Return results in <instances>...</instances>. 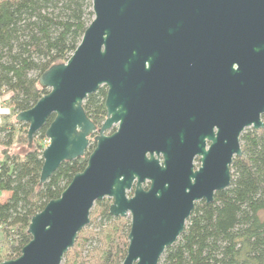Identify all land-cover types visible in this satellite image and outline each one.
Listing matches in <instances>:
<instances>
[{"label": "water", "instance_id": "obj_1", "mask_svg": "<svg viewBox=\"0 0 264 264\" xmlns=\"http://www.w3.org/2000/svg\"><path fill=\"white\" fill-rule=\"evenodd\" d=\"M91 4L79 43L39 75L47 91L15 120L28 123L31 146L53 115L40 182L83 155L91 134L95 145L60 195L31 216L20 254L0 264H61L104 197L111 215L130 217L120 264H157L194 203L229 185L241 133L264 126V0ZM102 85L106 115L96 126L82 103Z\"/></svg>", "mask_w": 264, "mask_h": 264}, {"label": "trees", "instance_id": "obj_2", "mask_svg": "<svg viewBox=\"0 0 264 264\" xmlns=\"http://www.w3.org/2000/svg\"><path fill=\"white\" fill-rule=\"evenodd\" d=\"M91 6V0H0V102L7 107L0 122L4 153L0 158V261L20 254L30 239L31 216L60 195L74 173L84 168L95 145L92 141L83 155L62 161L40 182L50 115L27 150L9 152L14 142L28 145V123L15 120V114L30 108L47 91L39 86V75L70 56L93 17ZM106 90L105 85L99 86L82 103L96 126L106 115ZM240 147L241 154L230 166L229 185L215 191L211 201L194 203L182 232L157 264H264V126L245 128ZM110 203L111 198L104 197L93 204L101 218L99 253L93 264H120L126 253L130 219L111 215ZM68 253L69 249L64 261Z\"/></svg>", "mask_w": 264, "mask_h": 264}, {"label": "rangeland", "instance_id": "obj_3", "mask_svg": "<svg viewBox=\"0 0 264 264\" xmlns=\"http://www.w3.org/2000/svg\"><path fill=\"white\" fill-rule=\"evenodd\" d=\"M7 107L5 104L0 102V122L4 120V117L6 115ZM262 120L264 121V118L262 117ZM115 127L112 126L110 129L106 130L105 133H108L112 131V129ZM46 140V139H45ZM44 140V146L48 143V141ZM93 141V134H91L89 139V144L87 147V150H89L90 144ZM28 145L27 143H16L14 142L12 144V147L10 148L9 152H24L27 150ZM3 147L0 144V158L4 155ZM195 166L199 164L198 159L195 158L194 160ZM147 185V183H144V186ZM132 191L128 192V195H131ZM3 197V196H2ZM4 198V197H3ZM99 208H96L94 205L91 208V213H89V220L90 222L87 223L83 228L81 233L79 234V237L76 241V243L69 248V253L65 261L62 259L61 264H78L81 261V264H93L96 262V257L99 253V250L97 249L100 246V242L98 240V232H99V222H100V215H99ZM130 219L129 215L123 216ZM3 241V235L2 231H0V247ZM75 242V241H74ZM2 249V248H1ZM76 259V263H74ZM4 260V259H3Z\"/></svg>", "mask_w": 264, "mask_h": 264}, {"label": "built area", "instance_id": "obj_4", "mask_svg": "<svg viewBox=\"0 0 264 264\" xmlns=\"http://www.w3.org/2000/svg\"><path fill=\"white\" fill-rule=\"evenodd\" d=\"M45 141H48V138H46V140Z\"/></svg>", "mask_w": 264, "mask_h": 264}, {"label": "flooded vegetation", "instance_id": "obj_5", "mask_svg": "<svg viewBox=\"0 0 264 264\" xmlns=\"http://www.w3.org/2000/svg\"><path fill=\"white\" fill-rule=\"evenodd\" d=\"M115 128V127H114ZM144 185V184H143Z\"/></svg>", "mask_w": 264, "mask_h": 264}]
</instances>
